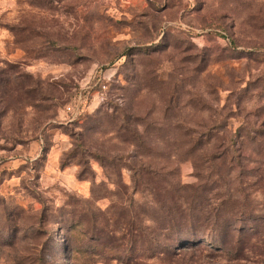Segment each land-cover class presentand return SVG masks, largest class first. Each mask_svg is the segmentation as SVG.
<instances>
[{"label": "rangeland", "instance_id": "1", "mask_svg": "<svg viewBox=\"0 0 264 264\" xmlns=\"http://www.w3.org/2000/svg\"><path fill=\"white\" fill-rule=\"evenodd\" d=\"M0 264H264V0H0Z\"/></svg>", "mask_w": 264, "mask_h": 264}, {"label": "trees", "instance_id": "2", "mask_svg": "<svg viewBox=\"0 0 264 264\" xmlns=\"http://www.w3.org/2000/svg\"><path fill=\"white\" fill-rule=\"evenodd\" d=\"M178 210H179V206H175V204L173 205V207L170 209V217H171V221H172V225H174V224H176V222H182L181 224H183V222H185V224L187 223V224H190V226H192L193 225V223H196V221L198 220V218H196V217H194V216H186L185 217V219L183 218L182 219V216H178L177 217V212H178ZM213 222L215 223V225L217 224V221H215V220H213ZM226 221H224V223H225ZM129 225H130V223H129ZM230 228L229 227H226V228H223L221 231H219V234L221 235V236H219V243H220V245H226V244H228V240L227 239H225V238H227L228 237V234H229V232H230V230H229ZM181 233V230H179L178 231V234H180ZM193 235H195L194 233L193 234H191V235H189V236H184V237H182V238H185V239H188V240H193L195 237L193 236ZM196 239V238H195ZM186 240H184V244H182V247H189V245H186V242H185ZM193 243V242H192ZM245 243H247V241L245 242ZM195 244V243H194ZM173 245L174 244H172V247H173ZM248 245V244H247ZM168 248H171V243L170 244H168V246H167ZM243 248L244 247H242V245H240L239 247H237V253H239V252H242L243 251ZM230 249H232V248H229V251H230ZM169 252V249L167 250V253Z\"/></svg>", "mask_w": 264, "mask_h": 264}]
</instances>
